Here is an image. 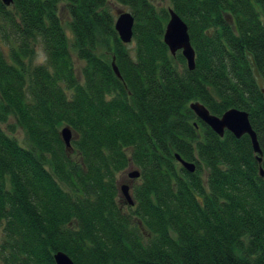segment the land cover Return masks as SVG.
I'll list each match as a JSON object with an SVG mask.
<instances>
[{
	"label": "trees",
	"instance_id": "trees-1",
	"mask_svg": "<svg viewBox=\"0 0 264 264\" xmlns=\"http://www.w3.org/2000/svg\"><path fill=\"white\" fill-rule=\"evenodd\" d=\"M112 1L134 18L133 55L109 0L0 1V122L13 116L25 135L21 145L0 129V264H55L59 251L74 264H264L252 74L253 63L264 82V0ZM169 8L187 25L193 70L163 42ZM195 102L247 113L260 156L247 135H216ZM130 168L140 182L124 208L117 176Z\"/></svg>",
	"mask_w": 264,
	"mask_h": 264
},
{
	"label": "water",
	"instance_id": "water-1",
	"mask_svg": "<svg viewBox=\"0 0 264 264\" xmlns=\"http://www.w3.org/2000/svg\"><path fill=\"white\" fill-rule=\"evenodd\" d=\"M0 1L5 7H9L13 3V0ZM168 15L169 19L165 26L163 42L172 56H174L177 52H181L183 58L186 61L187 68L189 70H193L195 53L190 43L187 25L171 8L168 9ZM133 26L134 18L130 12L124 10L117 11V17L114 21V31L116 32L118 39L122 44L127 45L131 43L133 39ZM252 66V74L264 97V82L253 63ZM112 68L116 76L119 77V72L114 62L112 63ZM190 109L193 111L198 120L210 128L219 137H223L225 131L231 133L235 138H240L243 135H247L251 140L254 153L260 156V147L256 138V134L249 122L247 113L237 109H230L227 110L222 116L217 117L211 115L203 105L197 102L191 103ZM60 135L66 146V149L71 151V140L73 137L71 129L68 126H64L60 130ZM175 158L181 167L187 172H194V163L185 162L181 160L178 155H176ZM258 161L260 162V157H258ZM261 175H263L262 171ZM129 177L131 179H137L139 177V172L133 171L129 174ZM120 191L126 204L130 207L134 206V200L129 193L128 186H122ZM53 259L55 264H74L68 255L60 251L53 255Z\"/></svg>",
	"mask_w": 264,
	"mask_h": 264
},
{
	"label": "rangeland",
	"instance_id": "rangeland-1",
	"mask_svg": "<svg viewBox=\"0 0 264 264\" xmlns=\"http://www.w3.org/2000/svg\"><path fill=\"white\" fill-rule=\"evenodd\" d=\"M151 1L154 4H156L157 6H165V7L168 6V2L166 0H151ZM109 6L111 8L112 13L115 15V17H117V11H119V10L127 11L125 8L120 7L119 5L114 3L112 0H109ZM59 13H60L61 20L63 22L64 30H65L68 38L71 39V32L68 28V23L70 22V16H69L67 10L65 9V7H62V6L60 7ZM126 46H127V49L130 51V53L133 55L134 42L131 41V43L127 44ZM38 50L42 51L40 47H37V51ZM36 55H37V52H36ZM73 60L75 61L77 73H78V75H80L78 69L83 67L84 63L79 62L75 58V56H73ZM35 61H36V57H35L34 63H36ZM9 125H11V127H13V129H14L12 135L17 139V141L21 145H25V135H24L23 129L18 125L17 120L13 116L9 117V119L6 123L0 122V129L4 132L8 133V134H11L9 132V129H10L8 127ZM133 171H135V170L133 168H130L127 171H125V172H123L117 176V183L119 185V189L122 186H128L129 193H130L131 197H132V188L134 186H136L137 184H139V182H140L138 179H131L129 177V174L132 173ZM119 201L121 202L122 207H124V208L128 207L124 198L121 195V191L119 194ZM0 242H1V237H0Z\"/></svg>",
	"mask_w": 264,
	"mask_h": 264
},
{
	"label": "clouds",
	"instance_id": "clouds-1",
	"mask_svg": "<svg viewBox=\"0 0 264 264\" xmlns=\"http://www.w3.org/2000/svg\"><path fill=\"white\" fill-rule=\"evenodd\" d=\"M45 60H46L45 54L42 51L38 50L37 51L36 61L35 62L37 64H40V63H43Z\"/></svg>",
	"mask_w": 264,
	"mask_h": 264
}]
</instances>
